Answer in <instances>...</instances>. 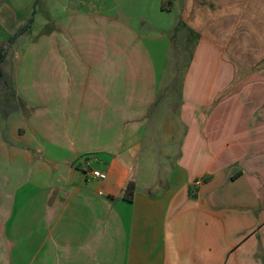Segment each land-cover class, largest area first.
Wrapping results in <instances>:
<instances>
[{
	"label": "crops",
	"instance_id": "obj_1",
	"mask_svg": "<svg viewBox=\"0 0 264 264\" xmlns=\"http://www.w3.org/2000/svg\"><path fill=\"white\" fill-rule=\"evenodd\" d=\"M88 1L1 64L0 264H264V0H170L152 38Z\"/></svg>",
	"mask_w": 264,
	"mask_h": 264
},
{
	"label": "rangeland",
	"instance_id": "obj_2",
	"mask_svg": "<svg viewBox=\"0 0 264 264\" xmlns=\"http://www.w3.org/2000/svg\"><path fill=\"white\" fill-rule=\"evenodd\" d=\"M169 1L170 0H105L103 2L104 6L108 10H113L114 16L121 17V19H124L125 21H127L128 19L134 20L133 23L138 27V31L150 34L152 38V36H162L168 33L170 28L174 25L176 26V23L178 22V9L176 7L172 10H169ZM177 1L178 0H174V3H177ZM95 2H90L88 0H36V3L34 2V5L31 2L28 8V14H26L27 17L24 18V24L23 22H21L20 24V29L23 28L24 32L17 35L20 30L19 29L16 34L8 36L6 32L0 28V39H7L6 41L3 40L0 43V46L1 44H6L8 41L10 42L12 38L16 37L13 41V44L11 45V48H8V53L11 54L14 58V55L16 53L15 50H17L18 52L24 50L29 51L28 47L26 46V42L28 40H43L44 38L41 37L47 36L46 33L49 32V28L46 27V24H49L52 21L49 19H51L52 17L63 15L68 9H70V7L72 9L75 7H80V5L91 7L92 5L94 6L96 4ZM165 7L167 9H165ZM31 12H33L32 15ZM144 21L145 23H142ZM139 22L140 25L137 24ZM179 42L180 40L178 38L175 39V47L176 45H180ZM157 48L162 50V45L157 46ZM174 63L175 62L172 57L169 64V69L171 68L172 70V68L174 67ZM183 65H186V59L183 60V63H180V67L182 68ZM184 68L187 69V66H184ZM177 83H179V81H177ZM2 107L7 108L5 104H3ZM8 110H10L9 107ZM18 121L19 115L16 114V111L12 112L9 117L5 114H0V125H4V128H7L6 130L9 132L13 124L20 123ZM11 141L12 143H19L14 139H12ZM39 178L43 180L44 176ZM30 255L31 254L26 255V259L21 261L20 264H29L31 262V259H28ZM3 259H5V261H3L2 264H12L8 262V259L6 257H4Z\"/></svg>",
	"mask_w": 264,
	"mask_h": 264
},
{
	"label": "trees",
	"instance_id": "obj_3",
	"mask_svg": "<svg viewBox=\"0 0 264 264\" xmlns=\"http://www.w3.org/2000/svg\"><path fill=\"white\" fill-rule=\"evenodd\" d=\"M24 32V29H20L18 34H22ZM16 35V36H17ZM16 37L12 38L11 41L7 42L6 44H1L0 46V77L3 76V71L1 70V64L5 62L7 53H8V48H11V45L13 44V41ZM133 194H134V185L133 183H129L125 192V199L132 201L133 200Z\"/></svg>",
	"mask_w": 264,
	"mask_h": 264
},
{
	"label": "built area",
	"instance_id": "obj_4",
	"mask_svg": "<svg viewBox=\"0 0 264 264\" xmlns=\"http://www.w3.org/2000/svg\"><path fill=\"white\" fill-rule=\"evenodd\" d=\"M92 175L94 178L102 180V181L107 179V174H105L101 171L94 170V171H92Z\"/></svg>",
	"mask_w": 264,
	"mask_h": 264
}]
</instances>
